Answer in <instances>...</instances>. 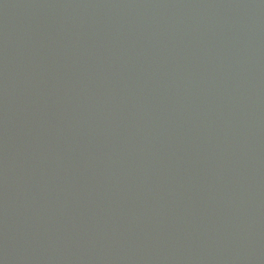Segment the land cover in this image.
<instances>
[{"label": "water", "instance_id": "95a60500", "mask_svg": "<svg viewBox=\"0 0 264 264\" xmlns=\"http://www.w3.org/2000/svg\"><path fill=\"white\" fill-rule=\"evenodd\" d=\"M0 264H264V0H0Z\"/></svg>", "mask_w": 264, "mask_h": 264}]
</instances>
